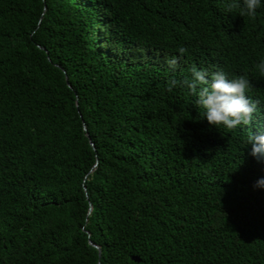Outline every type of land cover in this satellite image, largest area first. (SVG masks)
I'll use <instances>...</instances> for the list:
<instances>
[{
	"label": "trees",
	"instance_id": "trees-1",
	"mask_svg": "<svg viewBox=\"0 0 264 264\" xmlns=\"http://www.w3.org/2000/svg\"><path fill=\"white\" fill-rule=\"evenodd\" d=\"M228 2L0 0V264H264V0ZM194 70L246 75L252 124Z\"/></svg>",
	"mask_w": 264,
	"mask_h": 264
},
{
	"label": "clouds",
	"instance_id": "clouds-1",
	"mask_svg": "<svg viewBox=\"0 0 264 264\" xmlns=\"http://www.w3.org/2000/svg\"><path fill=\"white\" fill-rule=\"evenodd\" d=\"M261 7V0H229L223 6L226 13L239 14L243 17L256 18L257 9ZM183 54L187 50L179 49ZM261 76H264V60L255 65ZM176 81L171 82V85ZM183 84L197 97V108H203L199 113L206 118L209 125L226 130L251 125L254 113L257 111L260 100H251L248 93L251 90V81L246 75H239L229 79L223 70H217L210 74L203 71H193L191 80H184ZM202 118V119H203ZM246 144L250 148L249 155L256 158L258 162L264 161V131L249 136ZM254 187L264 188V177L259 178Z\"/></svg>",
	"mask_w": 264,
	"mask_h": 264
},
{
	"label": "water",
	"instance_id": "water-1",
	"mask_svg": "<svg viewBox=\"0 0 264 264\" xmlns=\"http://www.w3.org/2000/svg\"><path fill=\"white\" fill-rule=\"evenodd\" d=\"M91 243H92V242H91ZM92 244L95 245V246L99 249V251H101L99 245H96V244H94V243H92ZM132 259L135 260V261H137V262H140V261H141V258H140L139 256H135V255L132 256Z\"/></svg>",
	"mask_w": 264,
	"mask_h": 264
}]
</instances>
